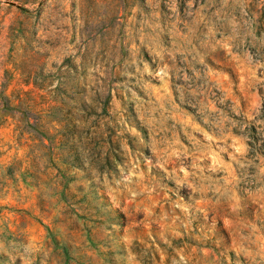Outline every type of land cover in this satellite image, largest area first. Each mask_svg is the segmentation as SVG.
Returning a JSON list of instances; mask_svg holds the SVG:
<instances>
[{"label":"rangeland","instance_id":"374dc122","mask_svg":"<svg viewBox=\"0 0 264 264\" xmlns=\"http://www.w3.org/2000/svg\"><path fill=\"white\" fill-rule=\"evenodd\" d=\"M0 264H264V0H0Z\"/></svg>","mask_w":264,"mask_h":264}]
</instances>
